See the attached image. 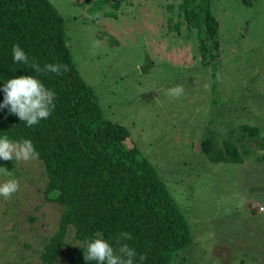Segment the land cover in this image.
Listing matches in <instances>:
<instances>
[{
	"label": "rangeland",
	"instance_id": "obj_1",
	"mask_svg": "<svg viewBox=\"0 0 264 264\" xmlns=\"http://www.w3.org/2000/svg\"><path fill=\"white\" fill-rule=\"evenodd\" d=\"M51 1L65 18L67 45L105 115L129 128L132 142L165 172L173 195H182L178 201L193 237L173 264H264L259 137L247 144L253 150L242 163L194 155L217 117L225 116L218 126L226 132L248 124L264 137V0H211L224 29L213 51L220 55L207 64L182 0H125L119 8L109 0L101 14L91 9L96 0ZM147 57L152 65L143 71ZM176 85H183V94L167 95ZM224 136L220 131L219 141ZM9 178L20 182V190L10 200L0 197V264H44L41 253L63 208L46 199L48 178L38 158L0 174V182ZM77 243L71 230L55 264H70Z\"/></svg>",
	"mask_w": 264,
	"mask_h": 264
},
{
	"label": "trees",
	"instance_id": "obj_2",
	"mask_svg": "<svg viewBox=\"0 0 264 264\" xmlns=\"http://www.w3.org/2000/svg\"><path fill=\"white\" fill-rule=\"evenodd\" d=\"M107 1L96 0L92 11L101 14ZM124 1L114 0V6L119 8ZM182 1L180 8L188 29H196L201 61H215L220 53L213 51L221 46L219 34L224 28L212 11L211 0ZM67 31L63 14L51 0H0V104L4 84L20 75L36 76L56 96L50 117L33 127L8 108H0V137L33 142L48 178L45 197L63 208L59 228L41 253L42 261L56 263L72 230L78 243L70 264H95L84 260L87 243L102 233L115 245L121 232L131 234V240L121 243L136 249L137 264H173L174 255L188 247L193 237L178 201L182 195H173L165 172L132 142L129 128L105 115L97 93L83 78L67 45ZM14 45L25 51L29 64L14 62ZM49 63L67 65L68 71L57 75L31 68L37 64L43 69ZM224 117L210 120L209 133L202 135L201 150L194 154L198 159L242 163L245 154L253 150L247 144L258 137L264 148L258 126L241 124L239 129L226 132L218 126L225 122ZM220 131L225 133L221 141ZM246 136L250 137L248 143ZM258 155L264 160V153ZM16 163L0 159V167L7 171ZM140 255L146 256L143 262Z\"/></svg>",
	"mask_w": 264,
	"mask_h": 264
},
{
	"label": "clouds",
	"instance_id": "obj_3",
	"mask_svg": "<svg viewBox=\"0 0 264 264\" xmlns=\"http://www.w3.org/2000/svg\"><path fill=\"white\" fill-rule=\"evenodd\" d=\"M99 42L92 45L91 55H96L95 49ZM14 62L29 64V57L19 46L12 48ZM31 68L37 73L62 74L68 71L67 65L47 64L42 69L37 64H31ZM4 92L3 103L0 108H8L11 114L26 122L28 127L37 125L41 120L47 119L55 108V93L34 75H20L9 79L2 89ZM183 85H176L167 89V95L179 98L183 94ZM39 153L30 139L22 141L10 140L7 136L0 137V159L4 161H29L38 158ZM0 174L8 176L7 169H0ZM20 190V182L9 178L0 182V197L10 200ZM264 211V209H262ZM130 233L121 232L116 237L115 245L103 238L102 233H97L96 238L90 240L84 251L85 261H95V264H137L136 249L121 241L131 240ZM145 255L139 256L143 262Z\"/></svg>",
	"mask_w": 264,
	"mask_h": 264
},
{
	"label": "water",
	"instance_id": "obj_4",
	"mask_svg": "<svg viewBox=\"0 0 264 264\" xmlns=\"http://www.w3.org/2000/svg\"><path fill=\"white\" fill-rule=\"evenodd\" d=\"M151 65H152V62H151V60L149 59V57H147V59H146V63L141 67V69H142L143 71H146L147 68H148L149 66H151Z\"/></svg>",
	"mask_w": 264,
	"mask_h": 264
}]
</instances>
